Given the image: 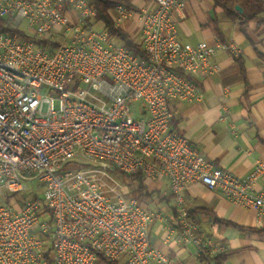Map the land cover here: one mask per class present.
<instances>
[{
	"label": "built area",
	"instance_id": "2783aa9c",
	"mask_svg": "<svg viewBox=\"0 0 264 264\" xmlns=\"http://www.w3.org/2000/svg\"><path fill=\"white\" fill-rule=\"evenodd\" d=\"M113 10L117 26L136 21L147 58L95 28L93 0H0V264H100L98 253L118 264H175L151 244L156 213L126 196L124 180L136 173L168 181L176 240L205 264L219 263L189 215L188 185L264 215V162L237 175L172 125L171 102L202 98L196 78L219 70L220 49L239 47L219 35L181 41L183 0ZM34 181L42 195L5 200Z\"/></svg>",
	"mask_w": 264,
	"mask_h": 264
},
{
	"label": "crops",
	"instance_id": "0c3cea01",
	"mask_svg": "<svg viewBox=\"0 0 264 264\" xmlns=\"http://www.w3.org/2000/svg\"><path fill=\"white\" fill-rule=\"evenodd\" d=\"M129 1L138 10L153 2L137 6L133 0ZM249 1L227 0L222 7L215 0H183L186 18L178 24L181 41L197 44L213 41L214 35H219L224 42H234L240 51L217 52L214 61L219 70L196 78L202 98L171 102L175 128L207 159L237 175H247L257 161L264 162V23L246 18ZM257 1L263 4L257 16L264 17V0ZM126 23H132L126 31L133 38L139 36L136 21L130 19L123 24ZM238 59L243 63L245 75ZM143 183L154 188L164 204L163 215L156 214L151 227L152 246L175 264H205L203 258L194 255L193 245L176 240L177 211L168 181L143 178ZM261 186L262 182L257 188ZM183 194L188 211L205 208L245 227H264V215L235 204L222 192L200 182L188 185ZM189 215L198 230L208 237V250L215 256L228 253L221 258V264H264V233L241 232L220 225L202 212Z\"/></svg>",
	"mask_w": 264,
	"mask_h": 264
},
{
	"label": "trees",
	"instance_id": "16d2710c",
	"mask_svg": "<svg viewBox=\"0 0 264 264\" xmlns=\"http://www.w3.org/2000/svg\"><path fill=\"white\" fill-rule=\"evenodd\" d=\"M216 4L221 5L224 7V1L227 0H215ZM94 6L97 10L96 19L98 21H101L104 24V28L108 31V33L120 39L134 54L142 57L147 58L146 52L142 49V46L140 43L136 42L135 38H133L130 33H128L123 27L117 26L115 24L114 18L111 15V10L114 9L117 5H124L128 9L132 10H138V7L133 5L129 0H93ZM249 9L247 10L246 18L247 19H254L257 18L259 22L264 23V17L257 16V14L262 10L263 4L257 0H250ZM253 8V11L251 10ZM1 25V24H0ZM8 30V29H5ZM22 34V32H20ZM37 42L42 45L43 47L47 48L49 46L55 47L57 45L56 42L50 41L49 39L43 38L40 40H37ZM240 62V59H238ZM240 68L243 75H245V68L243 66L242 61L240 62ZM174 119L172 120V125L175 128L174 125ZM132 176V175H131ZM134 176L138 177V188L137 191L142 192L146 189L144 183H143V176L141 173H136ZM192 212H202L207 215H209L212 220L215 223H218L220 225L233 227L241 232H250V233H264V227L257 229V228H250L242 226L236 222L222 219L221 217L217 216L212 211L205 209V208H198L194 209L193 211H189V214ZM230 253V252H229ZM228 253L219 254L215 256L216 261L221 264V258H224ZM99 257V263L100 264H118L116 261H113L109 259L108 257H105L104 255L98 253Z\"/></svg>",
	"mask_w": 264,
	"mask_h": 264
},
{
	"label": "rangeland",
	"instance_id": "374dc122",
	"mask_svg": "<svg viewBox=\"0 0 264 264\" xmlns=\"http://www.w3.org/2000/svg\"><path fill=\"white\" fill-rule=\"evenodd\" d=\"M133 1L136 3L137 6H139V5L143 4L144 2L149 3L151 0H133ZM148 6L149 5H147L146 7H148ZM142 7L144 8V6H142ZM110 12L114 18V16H115L114 10L112 9ZM95 23H96L95 28L97 30H102V28H104V24L101 21H98L96 19ZM131 24L132 23L122 24L121 27H123L125 30H128L130 27H132ZM24 28H25V25H24ZM115 40H118V39H115ZM135 40H136V42L140 43L139 36H136ZM56 106H57V104H56ZM116 175L122 177V175L118 171H116ZM124 182H125L124 191L126 192V196L136 198L142 206L152 210L157 215H159V214L163 215L162 214V212H163L162 206L164 204L162 203V198L159 197L158 192H156L154 190V188H152L150 186H146V190H143L142 192L137 191L138 184H139L138 183V177L134 176V175L125 178ZM38 184H40V182H38V181H34V182L30 183L29 184L30 191L26 195L25 194H19V195L17 194L16 198H14L12 200L11 199H5V200L8 202H13V203L16 201L17 205H20L23 200H26L27 198L30 197L29 194H31V193H39L40 195H42V188H37ZM198 234L201 237H203V239H205V240L208 239V237H206V235L204 233L200 232L199 230H198Z\"/></svg>",
	"mask_w": 264,
	"mask_h": 264
}]
</instances>
